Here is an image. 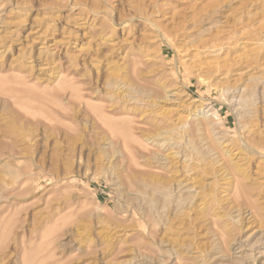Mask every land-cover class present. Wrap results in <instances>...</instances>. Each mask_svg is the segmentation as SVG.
I'll list each match as a JSON object with an SVG mask.
<instances>
[{
    "label": "rangeland",
    "instance_id": "374dc122",
    "mask_svg": "<svg viewBox=\"0 0 264 264\" xmlns=\"http://www.w3.org/2000/svg\"><path fill=\"white\" fill-rule=\"evenodd\" d=\"M262 41L264 0H0V264H264Z\"/></svg>",
    "mask_w": 264,
    "mask_h": 264
},
{
    "label": "bare ground",
    "instance_id": "6f19581e",
    "mask_svg": "<svg viewBox=\"0 0 264 264\" xmlns=\"http://www.w3.org/2000/svg\"><path fill=\"white\" fill-rule=\"evenodd\" d=\"M244 31H245V29L243 30V33H244ZM242 33V34H243ZM229 41H230V39H229ZM228 40H227V42L225 43V42H223V41H221L220 42V45H221V47H219V48H217V46H215V45H211V46H209L207 49L209 50V51H207V52H209V55H213L214 56V58L217 60V61H219V60H221V58L223 57V59H226V57H228V55H229V53L228 52H226V55L224 54V50H226V49H224V46L225 45H227L228 44V42H229ZM263 43H264V41H262V44L260 43V42H258L256 45H255V48H254V50L255 51H257L258 49H262V45H263ZM219 45V46H220ZM10 48V46L9 47H6V49H5V51L3 52V53H6L7 51H8V49ZM247 47L245 46V47H242L241 48V50L243 51V53H246L245 52V50H247L246 49ZM224 49V50H223ZM224 51V52H223ZM49 51L47 50V49H43V48H41L40 49V55H41V57H43V55L42 54H45V53H48ZM2 53V54H3ZM232 53L233 52H231V55H232ZM1 54V53H0ZM51 54V53H50ZM207 54V53H206ZM208 55V56H209ZM225 55V56H224ZM243 55V54H242ZM46 56V57H45ZM47 56H49V54L47 55V54H45L44 55V57H43V60H42V62H47L48 61V57ZM200 55H199V53H195L194 55H193V61H194V59H196V58H198ZM241 56V54L239 55H237V56H234L233 57V60H237L238 58H241L240 57ZM212 57V56H211ZM45 58V59H44ZM263 60H261V61H263L264 62V56H263V58H262ZM29 60V59H28ZM31 60V59H30ZM191 60V59H190ZM215 60V61H216ZM216 61V62H217ZM224 61V60H223ZM256 62H258V60L256 61ZM31 63V62H30ZM29 63V64H30ZM34 63V62H33ZM52 63V62H51ZM50 63V64H51ZM55 63V62H54ZM185 63V62H184ZM259 63V62H258ZM25 64V63H24ZM14 65V64H13ZM28 64H26V65H23V66H27ZM46 65H48V62L46 63ZM45 65V66H46ZM264 65V63H262V66ZM31 66H33L32 64H31ZM28 67H29V65H28ZM34 67V66H33ZM29 69V68H28ZM31 69V68H30ZM59 69V68H58ZM56 70V69H55ZM58 73V72H57ZM57 75V74H56ZM55 75V77H57ZM61 75V74H60ZM227 75V74H226ZM63 76V75H62ZM35 78V77H34ZM38 80H39V78H38ZM40 81V80H39ZM52 81V80H51ZM59 82V81H58ZM225 90H227L228 91V89H225ZM224 90V91H225ZM229 90H230V88H229ZM77 91V90H76ZM232 91V90H231ZM243 94V93H242ZM244 95V94H243ZM79 94L76 96V97H78L79 98ZM82 98V97H81ZM240 98H241V96H240ZM196 105V104H195ZM200 106V105H199ZM198 107V106H197ZM201 108V107H200ZM207 108V107H206ZM210 109H208V111H209ZM200 112H202V113H204L205 112V109H198V110H196L194 113L195 114H197V113H200ZM213 112V111H212ZM192 114V113H191ZM206 114V113H205ZM207 114H208V112H207ZM200 115V114H199ZM209 115V114H208ZM207 115V116H208ZM212 115V114H211ZM206 116V115H205ZM199 120V119H198ZM199 123H201V121H199ZM183 126H185V123L184 124H182ZM181 125V126H182ZM204 124H200V127L202 128V126H203ZM183 126H182V128H183ZM180 128V127H179ZM178 130V129H177ZM179 139V138H178ZM188 143H189V141H188ZM261 143H264V140H261ZM246 147L245 148H251L252 150H253V152H254V150H256V146L255 145H252V144H246L245 145ZM238 149V148H237ZM242 149V148H241ZM238 151V150H237ZM243 152H246V151H244V150H242ZM249 151V150H248ZM250 152H252V151H250ZM238 153H240V151L239 152H237V154ZM255 153V152H254ZM239 155H241V154H239ZM258 155V154H257ZM236 156H238V155H236ZM246 156V155H245ZM251 156V155H250ZM259 156V155H258ZM240 157V156H239ZM243 157V156H242ZM237 158V157H236ZM243 158H246V157H243ZM250 158V157H249ZM264 158V157H263ZM248 159V158H247ZM249 160V159H248ZM240 161V160H239ZM246 161V160H245ZM262 162V161H261ZM262 165V164H261ZM187 169V168H186ZM221 176V175H220ZM225 181H226V178L224 179ZM228 180V179H227ZM180 185H178V188H180L181 190H183V189H185V190H189L190 192H195V195H193L194 197L196 196L197 197V195H201V193H200V191H198L197 192V190H194L195 189V187L194 186H192V187H188V186H183V183H179ZM188 185V184H187ZM247 188V187H246ZM180 190V191H181ZM205 193V192H204ZM210 195V194H209ZM192 196V197H193ZM208 196V195H207ZM202 197V201L201 202H204V206H208V201H206V195H204V196H201ZM219 196L218 195H216L215 193L212 195V197H210V199L212 200H214V202H215V204L216 203H222V201H223V199H220V197L218 198ZM222 200V201H221ZM221 201V202H220ZM220 204H219V207H220ZM199 206H202V205H199ZM205 208V207H204ZM242 216V217H241ZM245 216V213H243V214H241V213H239L237 216H235L233 219H237V222H241V220H245L247 217H244ZM235 221V220H234ZM174 231V230H173ZM253 235H251L250 237H252ZM249 237V238H250ZM167 242V241H166ZM241 244V243H240ZM249 244V243H248ZM248 244H247V246H248ZM244 245V244H243ZM254 245V244H253ZM243 247V246H242ZM241 247H239L238 249H240ZM245 248H247V247H245ZM247 251V250H246ZM262 255V254H261ZM177 259V258H176ZM254 260V259H253ZM253 264V263H252Z\"/></svg>",
    "mask_w": 264,
    "mask_h": 264
}]
</instances>
